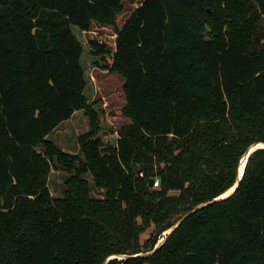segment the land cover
I'll return each instance as SVG.
<instances>
[{
  "label": "trees",
  "instance_id": "obj_1",
  "mask_svg": "<svg viewBox=\"0 0 264 264\" xmlns=\"http://www.w3.org/2000/svg\"><path fill=\"white\" fill-rule=\"evenodd\" d=\"M124 2L136 0H0V264H264V149L232 195L144 256L264 143V0H149L113 38L90 39L101 70L124 80L128 123L111 144L75 33L115 26ZM81 110L89 130L65 152L48 135ZM56 166L69 175L60 198Z\"/></svg>",
  "mask_w": 264,
  "mask_h": 264
},
{
  "label": "rangeland",
  "instance_id": "obj_2",
  "mask_svg": "<svg viewBox=\"0 0 264 264\" xmlns=\"http://www.w3.org/2000/svg\"><path fill=\"white\" fill-rule=\"evenodd\" d=\"M143 0H136L134 4L124 2L123 11L117 16L115 26H101L92 24L91 30L87 33H80L73 27L72 31L83 45V53L80 63L85 71L87 87L85 96L89 103L94 104V108L99 112L100 132L99 136L105 143L114 144L117 138V131L128 120L122 115V109L125 106V98L122 91L123 79L116 73L103 71L100 68L101 61L98 57L90 54L88 41L95 39L100 35L109 38L114 37L116 29H119L125 22L133 8L137 7ZM89 130L88 117L84 111H78L70 119L62 122L48 139L53 141L60 149L68 153H78L79 148L77 138ZM68 174L58 166L51 168L48 177V189L53 198L63 196L65 190V180ZM91 185L93 197L103 198L104 190L94 188L91 178L87 176ZM152 232V228L147 230L141 237L144 241ZM163 237V234H162ZM160 241V240H159ZM120 258V257H119Z\"/></svg>",
  "mask_w": 264,
  "mask_h": 264
},
{
  "label": "water",
  "instance_id": "obj_3",
  "mask_svg": "<svg viewBox=\"0 0 264 264\" xmlns=\"http://www.w3.org/2000/svg\"><path fill=\"white\" fill-rule=\"evenodd\" d=\"M260 145L262 146V145H264V143H257V144H254V145L250 146V147L245 151V153L243 154V156L241 157V159H240V161H239V165H238L237 171H236V181H235L234 185L231 187L232 189L230 188V189H228V190L226 191V192L230 191V193H227V195H226V192H224L223 194H221L220 196L216 197L215 199H213V200H211V201H208V202H205V203H202L201 205L195 207L192 211H190V212L186 213L185 215H183V216L181 217V219H180L178 222H176V223H175L170 229H168L167 231H165V233H163V237L160 239V241H158V243H157L156 246L153 248V250L150 251V252H148V253H146L144 256H147V255H149V254H152V253L156 252V251H157V250L163 245V243L165 242L167 236L170 235V234L175 230V228H176V227H177V226H178V225H179V224H180V223H181V222H182L187 216H189L193 211H195V210H197V209H200V208H202V207H205V206H207V205H210V204H212V203H215V202H217V201H219V200H223V199L229 197L230 195H232V194L235 192V190H236V188H237V186H238V183H239V181H240L241 178H242L245 164H246L248 158L250 157V155H251L254 151L258 150V149H264V147H261ZM241 166L243 167L242 172H241V170H240V169H241ZM152 183H153V181L150 180V181H149V187L152 186ZM118 257H119V256H118ZM113 258H117V256H115V257H110V258L107 259V261H109V260H111V259H113ZM126 258H128V256H120V258H118V259H126Z\"/></svg>",
  "mask_w": 264,
  "mask_h": 264
},
{
  "label": "built area",
  "instance_id": "obj_4",
  "mask_svg": "<svg viewBox=\"0 0 264 264\" xmlns=\"http://www.w3.org/2000/svg\"><path fill=\"white\" fill-rule=\"evenodd\" d=\"M158 186H159V181L158 180H154L151 187L152 188H157Z\"/></svg>",
  "mask_w": 264,
  "mask_h": 264
},
{
  "label": "snow or ice",
  "instance_id": "obj_5",
  "mask_svg": "<svg viewBox=\"0 0 264 264\" xmlns=\"http://www.w3.org/2000/svg\"><path fill=\"white\" fill-rule=\"evenodd\" d=\"M148 2H149V0H143V3H148ZM257 75H260V73H257ZM261 147H264V145H262Z\"/></svg>",
  "mask_w": 264,
  "mask_h": 264
},
{
  "label": "bare ground",
  "instance_id": "obj_6",
  "mask_svg": "<svg viewBox=\"0 0 264 264\" xmlns=\"http://www.w3.org/2000/svg\"><path fill=\"white\" fill-rule=\"evenodd\" d=\"M260 146H261V145H260ZM242 169H243V167L241 166V169H240L241 172H242ZM231 189H232V188H231ZM227 193H230V191L226 192V194H227ZM164 233H165V232H164ZM113 257H115V256H113ZM119 257H120V256H119ZM119 257L117 256V258H119Z\"/></svg>",
  "mask_w": 264,
  "mask_h": 264
},
{
  "label": "crops",
  "instance_id": "obj_7",
  "mask_svg": "<svg viewBox=\"0 0 264 264\" xmlns=\"http://www.w3.org/2000/svg\"><path fill=\"white\" fill-rule=\"evenodd\" d=\"M76 112H78V111H76ZM76 112H74V114H75Z\"/></svg>",
  "mask_w": 264,
  "mask_h": 264
}]
</instances>
